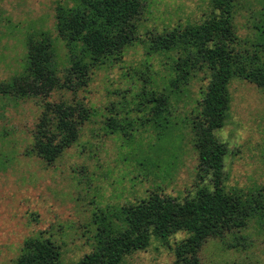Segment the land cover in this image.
I'll return each instance as SVG.
<instances>
[{"label":"rangeland","instance_id":"rangeland-1","mask_svg":"<svg viewBox=\"0 0 264 264\" xmlns=\"http://www.w3.org/2000/svg\"><path fill=\"white\" fill-rule=\"evenodd\" d=\"M71 0H0V82L23 71L27 38L47 34L61 81L70 58L57 33L55 8ZM234 30L245 47L257 40L264 0H236ZM211 0H142L136 38L120 59L106 57L92 67L84 86L58 87L46 97L14 98L0 93V264H13L23 241L42 236L59 246L63 264L89 253L96 215L133 204L151 193L183 199L209 181L197 173L191 119L208 82L204 68L187 83L171 87L176 50L149 51L156 34L210 18ZM243 43V41H240ZM231 107L215 136L227 143L224 187L249 198L264 194V88L241 77L228 83ZM169 94L170 128L152 125L155 102ZM82 102L90 117L77 139L53 162L26 150L46 103ZM208 238L199 250L201 264H264V214L253 212L244 227ZM186 232L168 239L173 246ZM167 243L150 244L127 255L122 264H173Z\"/></svg>","mask_w":264,"mask_h":264},{"label":"trees","instance_id":"trees-1","mask_svg":"<svg viewBox=\"0 0 264 264\" xmlns=\"http://www.w3.org/2000/svg\"><path fill=\"white\" fill-rule=\"evenodd\" d=\"M142 0H71L55 8V26L70 58L71 77L61 81L53 63L51 38L41 33L27 38L23 71L0 82V93L14 98L46 97L58 87L84 86L92 67L106 57L120 59L123 49L136 38V19ZM210 18L197 24L154 35L149 51L176 50L171 87L185 84L190 73L204 68L208 82L200 92L191 119L197 149V173L209 181L198 185L183 199L151 193L136 203L96 215L94 245L71 264H122L125 257L145 249L154 237L168 244L178 231L186 236L168 244L173 264H201L199 250L208 238L234 234L244 227L253 212L264 214L263 190L244 198L240 190H226L223 183L227 143L215 136L226 123L231 107L228 83L241 77L264 88V10L254 24L257 40L251 49L240 42L234 28L236 0H211ZM152 125L161 133L170 128L169 94L153 98ZM90 117L80 101L45 104L26 150L46 162L56 160L78 137L80 125ZM13 264H63L60 249L48 238H26Z\"/></svg>","mask_w":264,"mask_h":264}]
</instances>
